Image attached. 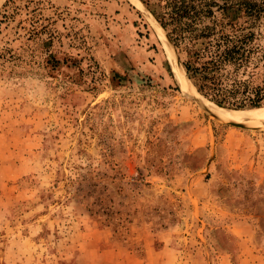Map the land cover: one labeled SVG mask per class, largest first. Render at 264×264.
<instances>
[{"label": "rangeland", "instance_id": "374dc122", "mask_svg": "<svg viewBox=\"0 0 264 264\" xmlns=\"http://www.w3.org/2000/svg\"><path fill=\"white\" fill-rule=\"evenodd\" d=\"M14 1L0 264H264V124L205 112L139 0Z\"/></svg>", "mask_w": 264, "mask_h": 264}, {"label": "trees", "instance_id": "16d2710c", "mask_svg": "<svg viewBox=\"0 0 264 264\" xmlns=\"http://www.w3.org/2000/svg\"><path fill=\"white\" fill-rule=\"evenodd\" d=\"M139 1L166 32L200 95L229 109L264 106V26L259 22L264 0ZM14 3L5 0L0 24L14 20ZM36 19L35 14L24 19L30 26L29 36L40 33ZM168 72L172 74L169 66Z\"/></svg>", "mask_w": 264, "mask_h": 264}, {"label": "bare ground", "instance_id": "6f19581e", "mask_svg": "<svg viewBox=\"0 0 264 264\" xmlns=\"http://www.w3.org/2000/svg\"><path fill=\"white\" fill-rule=\"evenodd\" d=\"M2 2H3V0H0V4ZM138 3L140 4V6L144 7L143 3H141L140 1ZM148 13H149L148 18L151 17L153 19L154 23H156V25L159 27L160 31L164 34L163 36L165 37L166 42L169 46V49H170V51H171V53L175 59L173 47H172L170 41L168 40V38L166 37L164 30L161 28V26L158 24V22L154 19V17L152 16V14L149 11H148ZM152 19H150V20L152 21ZM174 62L175 63H173L174 64L173 68H174L175 73L181 74V72H182L183 75L186 77L185 71L183 70L182 65L177 63L175 60H174ZM200 96H201V98H203L202 103H200L202 106V109L205 112H207L209 115H211L212 117H214V118L217 117L218 120H221L224 122H247V123H254L257 125L258 124H264V108H251V109H240V110L229 109V108H224V107L218 106L215 103L204 98L202 95H200Z\"/></svg>", "mask_w": 264, "mask_h": 264}, {"label": "water", "instance_id": "95a60500", "mask_svg": "<svg viewBox=\"0 0 264 264\" xmlns=\"http://www.w3.org/2000/svg\"><path fill=\"white\" fill-rule=\"evenodd\" d=\"M2 4V3H1ZM0 4V5H1ZM144 5V4H143ZM146 8V7H145ZM147 9V8H146ZM148 10V9H147ZM155 19V18H154ZM156 20V19H155ZM159 24V23H158ZM160 25V24H159ZM162 28V27H161ZM163 29V28H162ZM164 30V29H163ZM165 32V31H164ZM165 35H166V37L168 38V36H167V34H166V32H165ZM168 40H169V38H168ZM170 41V40H169ZM170 43H171V41H170ZM171 45H172V43H171ZM172 47H173V52H174V54H175V61L177 62V63H179V64H181V61H180V59H179V57H178V55H177V52H176V50H175V48H174V46L172 45ZM182 65V64H181ZM186 75V74H185ZM187 77V76H186ZM188 79V78H187ZM191 83V82H190ZM192 84V83H191ZM193 85V84H192ZM197 91V90H196ZM194 96L195 97H197V98H199V99H201L202 100V98H200L197 94H195V92H194ZM219 122H221V121H219ZM223 123H227V124H230V125H234V126H245L246 124L244 123V122H223Z\"/></svg>", "mask_w": 264, "mask_h": 264}]
</instances>
